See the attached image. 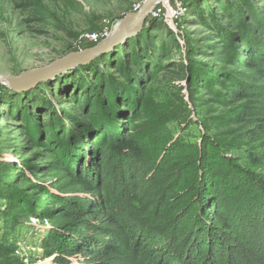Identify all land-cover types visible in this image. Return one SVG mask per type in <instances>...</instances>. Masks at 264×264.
<instances>
[{
    "label": "trees",
    "instance_id": "obj_1",
    "mask_svg": "<svg viewBox=\"0 0 264 264\" xmlns=\"http://www.w3.org/2000/svg\"><path fill=\"white\" fill-rule=\"evenodd\" d=\"M239 2L250 7L249 0ZM220 3L236 28L229 37L220 31L225 46L222 58L233 71L224 78L209 76L202 83L216 105L231 107L252 100L253 93L264 88V49L258 47L264 33L257 29L264 25L258 24L259 33L250 37L251 30L240 23L235 5L226 0ZM239 42L245 57L235 48ZM124 45L74 69L73 82L63 86L65 91L70 89L63 94L77 103L81 118L66 113H46L43 118L18 106L9 111L11 118L22 121L24 134L49 160L45 165L25 160L18 166L22 188L8 181L12 165L0 170L4 175L0 200L5 201L0 209V264H25V259L26 264H264V175L251 173L243 163H229L222 153L214 155L208 141L197 148L199 160L194 152L181 154L199 179L192 184L188 174L182 176L171 194L175 216H166L159 224L148 219L144 223L108 205L102 164L111 155V160L121 153L140 155V147L153 133L147 126L148 99L129 70L130 65L141 69V60L132 49L122 61ZM161 50L168 51L166 47ZM144 57L148 58V52ZM169 58L167 54L165 59ZM102 63L126 80L107 75ZM149 63L151 73L162 67L154 58ZM210 79H214L213 86ZM216 84L219 89L213 88ZM211 120L216 142L224 148L240 147L245 137H249L246 143L255 142L257 132L244 131L248 122L264 126V117L244 110ZM262 158L256 156L252 165L264 163ZM44 171L52 181L38 177L37 172ZM187 190L193 194L181 211L180 205L188 200ZM240 191H245V198ZM228 201L234 206L225 205ZM31 217L51 223L40 242L41 258L34 254L25 258L18 252L15 230ZM40 259L46 261L38 263Z\"/></svg>",
    "mask_w": 264,
    "mask_h": 264
},
{
    "label": "rangeland",
    "instance_id": "obj_2",
    "mask_svg": "<svg viewBox=\"0 0 264 264\" xmlns=\"http://www.w3.org/2000/svg\"><path fill=\"white\" fill-rule=\"evenodd\" d=\"M145 1L0 0V75H20L49 65L68 53L86 49L93 44L87 35L115 30L128 14L139 12ZM220 1L165 0L145 18L141 31L122 44H125L119 56L122 61L129 57L132 49L138 51L141 69L130 65L129 70H133L139 79L137 86L148 99L147 126L153 133L140 147V155L129 157L121 153L115 160H111L112 155L106 159L101 177L105 180L103 189L108 205H114L125 215L136 216L144 223L149 220L159 224L164 217L175 216L171 194L182 183V176L188 174L192 184L199 179L196 173L188 170L189 163L181 154L194 152L199 160L197 148L207 141L213 147L214 155L222 153L229 163H243L251 173L264 175V163L252 165L256 156H262L264 160V126L259 121H250L244 126V131L257 132L255 142L246 143L249 137H245L243 145L236 149L220 146L216 142L217 132L211 127L212 117L231 116L242 110L264 117V88L256 90L250 101L224 107L213 102L212 93L202 83L209 76L224 78L222 75L233 71L222 58L225 46L220 31L229 37L236 28L232 27ZM226 1L235 5L240 23L247 24L251 30L250 37L259 33L257 29L264 33V0H249L247 9L239 0ZM258 24L263 27L256 29ZM260 43L255 45L262 50L264 40ZM240 44L235 48L245 57ZM163 47L168 51L162 52ZM147 52L148 58L144 57ZM167 54L168 60L165 59ZM262 57L264 61V55ZM151 58L162 64L156 73L150 72ZM78 67L43 80L28 90L20 91L11 83H0V170L3 165H12L8 181L13 180L19 188L24 185L20 182L22 174L18 166L25 160L45 165L49 156L29 140L22 121L11 118L9 111L18 106L43 118L49 113L81 118L77 103L68 94H63L70 89H62L73 82L71 73ZM101 68L120 82L126 80L113 67L103 64ZM213 80H209V85L213 86ZM213 88L219 89V86L216 84ZM203 99H208L207 104L202 103ZM37 174L46 181L53 180L45 171ZM0 178H4L1 172ZM186 193L188 200L180 205L181 211L193 194L190 190ZM239 195L245 198V191H240ZM4 204L5 201L0 200V209ZM229 204L234 206L231 201L225 205ZM21 224L15 230V235L19 236V254L25 258L29 254L41 258L40 242L44 229L51 223L47 219L31 217ZM45 261L40 259L38 263ZM26 263L28 259H25Z\"/></svg>",
    "mask_w": 264,
    "mask_h": 264
},
{
    "label": "water",
    "instance_id": "obj_3",
    "mask_svg": "<svg viewBox=\"0 0 264 264\" xmlns=\"http://www.w3.org/2000/svg\"><path fill=\"white\" fill-rule=\"evenodd\" d=\"M163 1L165 0L145 1L139 12L128 14L119 22L115 30L111 32L107 31L103 35L104 38L102 40L98 39V42L92 41L95 45H88L89 47H86L82 51L68 53L66 56L52 60L49 65L24 71L20 75H0V83H11L16 86V90H28L33 85L65 72L68 69L80 65H87L90 61L114 50L119 45H122L127 38L140 32L145 26V18ZM32 78L36 80L30 84L28 81Z\"/></svg>",
    "mask_w": 264,
    "mask_h": 264
},
{
    "label": "built area",
    "instance_id": "obj_4",
    "mask_svg": "<svg viewBox=\"0 0 264 264\" xmlns=\"http://www.w3.org/2000/svg\"><path fill=\"white\" fill-rule=\"evenodd\" d=\"M107 32V29L104 31V33H95V34H91V35H87V38L89 41H96L99 39L100 36H103L105 33Z\"/></svg>",
    "mask_w": 264,
    "mask_h": 264
},
{
    "label": "bare ground",
    "instance_id": "obj_5",
    "mask_svg": "<svg viewBox=\"0 0 264 264\" xmlns=\"http://www.w3.org/2000/svg\"><path fill=\"white\" fill-rule=\"evenodd\" d=\"M35 78H32V79H30L28 82L30 83V84H32V82H35Z\"/></svg>",
    "mask_w": 264,
    "mask_h": 264
}]
</instances>
